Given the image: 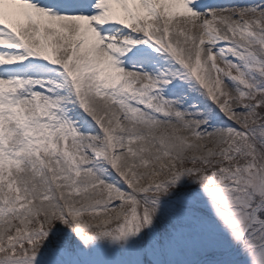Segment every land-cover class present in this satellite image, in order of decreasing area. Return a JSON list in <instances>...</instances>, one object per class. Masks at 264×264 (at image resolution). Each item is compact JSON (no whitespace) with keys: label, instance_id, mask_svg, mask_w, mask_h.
Masks as SVG:
<instances>
[{"label":"snow or ice","instance_id":"snow-or-ice-1","mask_svg":"<svg viewBox=\"0 0 264 264\" xmlns=\"http://www.w3.org/2000/svg\"><path fill=\"white\" fill-rule=\"evenodd\" d=\"M0 264H264V0H0Z\"/></svg>","mask_w":264,"mask_h":264}]
</instances>
